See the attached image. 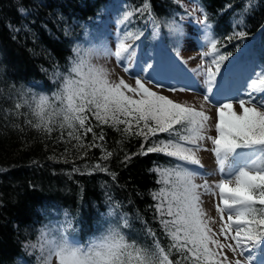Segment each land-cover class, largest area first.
<instances>
[{
	"label": "trees",
	"instance_id": "obj_1",
	"mask_svg": "<svg viewBox=\"0 0 264 264\" xmlns=\"http://www.w3.org/2000/svg\"><path fill=\"white\" fill-rule=\"evenodd\" d=\"M189 4L227 62L245 49L240 63L264 68V0H0V264H34L26 249L42 222L65 220L85 241L92 227L107 225L102 214L108 209L115 213L109 224L124 231L125 243L149 253L158 244L172 264L184 261L153 199L172 187L161 177L171 161L162 152H146L168 134L145 140L135 135V123L124 133L125 125L99 124L86 112L96 137L79 129L76 140L60 127L62 116L50 132L35 127L34 110L39 97L69 78L83 45L100 36L110 16L128 23L139 37L132 41L164 57L178 41ZM146 231L154 237H144Z\"/></svg>",
	"mask_w": 264,
	"mask_h": 264
},
{
	"label": "snow or ice",
	"instance_id": "obj_2",
	"mask_svg": "<svg viewBox=\"0 0 264 264\" xmlns=\"http://www.w3.org/2000/svg\"><path fill=\"white\" fill-rule=\"evenodd\" d=\"M143 11H147V5ZM236 35L243 37L245 33ZM138 38L132 33L125 35L114 52L115 57L119 60L124 53L131 56V45L126 41ZM209 43L211 50L204 56H212L210 65L214 67H203L207 93L212 92L221 64L228 59V55L219 53L214 40H209ZM89 55L86 52L73 62L69 78L64 80L62 90L55 97L61 105L58 110L46 96L36 101L39 122L35 127L50 132L53 119L62 116L60 127L71 129L70 137L79 140L78 130L82 129L83 134L93 133L95 138L92 126L87 123L86 112H91L99 124L110 123L114 128L125 125L124 133H129L135 123L138 129L135 135L145 140L157 133H167V141L153 142L146 152H162L191 165L200 164L196 154L202 150V142L210 141L213 146L210 151L215 155L223 178L214 186L205 183L201 187L206 192L218 189L222 206L218 205L217 211L221 221L227 216L219 234L226 240H234L235 245L221 243L215 238L216 234L209 229L203 210L198 206L199 195L197 186L192 183V173L179 165L172 173L176 177L172 187L153 194V199L158 201L156 211L160 215V223L171 236L172 246L184 257V261L176 264H185V261H191V264H252L250 252L245 262H241L229 261L222 250H239L243 254L245 248L264 243V72L250 78L244 97L234 98L242 110L239 113L234 110L231 100L215 102L218 120L214 124L216 135L213 137L205 135L209 130L210 117L204 111L173 102L150 90L141 79L135 80L134 87L123 79L110 83L106 73L89 62ZM147 68H152V65L148 64ZM124 70L128 71V68ZM156 86L163 87L159 81ZM190 87L186 85V88ZM168 90L185 89L169 86ZM203 99L209 102L210 96L205 94ZM99 139L103 140L102 134ZM212 245L221 251L212 249ZM57 255L58 264H172L158 244L149 253L128 245L123 237L95 255L67 249H60Z\"/></svg>",
	"mask_w": 264,
	"mask_h": 264
},
{
	"label": "rangeland",
	"instance_id": "obj_3",
	"mask_svg": "<svg viewBox=\"0 0 264 264\" xmlns=\"http://www.w3.org/2000/svg\"><path fill=\"white\" fill-rule=\"evenodd\" d=\"M188 9L191 13L186 17L185 23L183 24L182 29H180L181 32H179V34L181 38L178 39V42L174 40L171 43L170 49L175 55V58L170 61L165 60V62H161L160 67H157L155 73H153L152 68H147L148 64H153V58L155 56L154 51L147 49L146 51L139 52V49L133 48L135 41H126V43L131 45V56H129L128 53H124L119 60L115 57L114 52L120 41L124 38L122 32L121 36H119V29L121 30V25L124 23L121 20L120 22L117 21L115 18H113L109 26H107L106 31L108 33L106 37L104 39L102 38L99 42H95L96 44L92 42L90 43V55L88 58L92 65H96L99 70L106 73V78L110 83H118L120 79H123L125 83L134 87L135 80L141 79L145 86L150 88V90L168 97L173 102L192 106L197 110L204 111L210 117L208 122L209 130L205 135L214 137L216 135L214 124L218 120V106L215 102H227L231 100L234 105V110L238 113L242 111L239 108V104L234 98L232 99V97H244L245 88L250 78H254L255 75L264 72V69L256 66H247L241 68L237 72L234 71V68L231 67V65L226 66L228 62L225 60L226 64L225 61L222 62L212 92L207 93L206 75L204 74L203 67L212 66L210 65L212 56H204V53L210 52L209 40H212V38L206 27L203 26V23L198 21V18L200 17H198L197 11L193 10L194 7L188 6ZM84 53H86V51ZM84 53L81 52L80 54L83 55ZM172 58L173 57H171V59ZM126 67L128 68V71L124 70ZM194 69L196 71H194ZM174 74H176L175 77ZM244 77L243 87L241 88L242 93L236 94L232 90L233 85H228L227 82L233 83L235 80H240ZM233 78L234 80H232ZM157 81H159L163 87L156 86ZM186 85L194 86L197 89L186 88ZM169 86L185 90L169 91ZM61 88L62 87H60L59 92L62 90ZM236 92L238 91L236 90ZM57 94L58 93L55 92L49 96L44 95L51 99V104L55 108H57V103L59 102V100L55 99ZM205 94L210 95L213 100L211 102H205L203 99ZM60 106L61 105H59V107ZM36 120L38 123L39 118L36 117ZM52 123H54V121H52L51 124ZM211 148L212 145L210 141L202 142V150L196 154L197 158L200 160V164L193 165L195 168L192 170V173H194L192 175V183L197 186L196 191L199 195L198 206L203 210V218L207 222L209 229L213 234H216L215 238L221 243L235 245L236 242L234 240H226L223 235L219 234L221 224L227 221V216L225 215L224 221H221L220 213L217 211V206H222L218 195V189H214L212 192H206L201 187V185H204L205 183L214 186L221 179L215 168L214 154L210 151ZM184 163L185 162L178 160L179 166L184 168L188 167V163H186V167ZM175 169L177 168H174L173 170ZM173 170L168 171L169 174L166 175L164 181L171 177H173V179L176 178L172 175ZM199 171H205L207 174L204 177H200L197 175ZM51 224H64L69 226L68 222L65 220H58ZM232 234L234 235V233ZM211 247L217 252L221 251L216 249L215 245H212ZM263 249L264 243H261L260 246L245 248L243 254H240L239 250L231 251L228 248L223 249L222 252L229 261L240 260L241 262H245L246 256L250 252L253 257L252 264H264Z\"/></svg>",
	"mask_w": 264,
	"mask_h": 264
},
{
	"label": "clouds",
	"instance_id": "obj_4",
	"mask_svg": "<svg viewBox=\"0 0 264 264\" xmlns=\"http://www.w3.org/2000/svg\"><path fill=\"white\" fill-rule=\"evenodd\" d=\"M34 111L37 116L38 109ZM71 231L68 225L42 222L36 230V238L26 249L27 254L35 257L34 264H58L57 253L60 249L95 255L105 251L114 240L122 237L120 228L115 224L104 226L100 232L89 235L83 242L73 239Z\"/></svg>",
	"mask_w": 264,
	"mask_h": 264
}]
</instances>
